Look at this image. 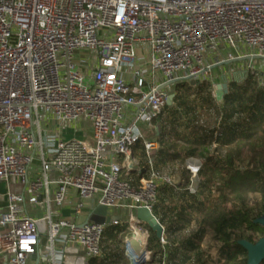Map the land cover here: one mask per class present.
Segmentation results:
<instances>
[{
	"label": "built area",
	"instance_id": "1",
	"mask_svg": "<svg viewBox=\"0 0 264 264\" xmlns=\"http://www.w3.org/2000/svg\"><path fill=\"white\" fill-rule=\"evenodd\" d=\"M247 55L256 58L242 61V71L264 68V0H0V226L11 225L0 231V256L10 255L2 264H42L47 253L48 264H89L102 255L106 228L120 224L130 264L152 260L137 209L155 214L160 186H176L155 168L160 142L149 133L171 94L172 85L159 86L211 81L214 65ZM79 121L91 134L67 138ZM203 163L183 164L191 193ZM98 205L109 223L89 220ZM134 227L146 231L144 242Z\"/></svg>",
	"mask_w": 264,
	"mask_h": 264
},
{
	"label": "trees",
	"instance_id": "2",
	"mask_svg": "<svg viewBox=\"0 0 264 264\" xmlns=\"http://www.w3.org/2000/svg\"><path fill=\"white\" fill-rule=\"evenodd\" d=\"M236 74L239 78L229 82L221 103L208 82L187 89L172 85V105L166 104L154 119L160 142L155 158L158 171L164 172L174 163L185 164L192 157L204 156V163L196 193L187 189L190 172L186 168L185 192L178 197L168 193L179 186H160L154 212L168 231L167 238L176 231L181 235L167 246L159 238L160 248H154V257L144 264H207L201 243L208 229L221 244L216 264H247L248 252L239 240L255 242V234L264 236V226L256 221L264 216V85L253 73ZM134 153L143 162L142 142L135 145ZM249 195H256L254 205H250ZM194 221L198 228L184 235ZM125 227L106 228L102 255L89 264H130L119 237Z\"/></svg>",
	"mask_w": 264,
	"mask_h": 264
},
{
	"label": "rangeland",
	"instance_id": "3",
	"mask_svg": "<svg viewBox=\"0 0 264 264\" xmlns=\"http://www.w3.org/2000/svg\"><path fill=\"white\" fill-rule=\"evenodd\" d=\"M245 64H248L249 60H245L243 61ZM242 61L240 62H234L228 65H221V66H216L213 67L211 69V73H212V80L211 81H207V80H202L201 78L195 79H189V80H182L179 81L175 84H178L180 87H182V89H187L188 87H192L195 86L199 83H202L203 81L208 82L210 84H212L213 87V91H215V87L213 82L215 83L216 81H220L223 76H227L228 78V84L229 82H231L233 79H235L236 77L239 78L238 74H236V72L240 73V71H242L243 68L241 66ZM247 72L249 73H253L258 77V80H260L261 85H264V68H261V64L258 62V64L256 65L255 69H249ZM130 74V73H129ZM130 76V75H129ZM153 77L149 76V80L152 81ZM164 78L161 74H159L158 80L162 81ZM213 81V82H212ZM217 84V83H216ZM87 121H79L77 122L74 126L72 127H67L66 131H67V138H71L74 136L83 138L85 136H88L92 130V125H89V123L86 124ZM78 127V128H77ZM82 128V129H80ZM139 152V151H138ZM140 154H142L141 152H139ZM210 155L213 154V151L209 152ZM138 154V153H136ZM156 154H154V162L156 161ZM199 158H202L204 161V156H200ZM41 164V160L36 158L34 160L33 166L38 167ZM166 169V170H165ZM164 172H166L168 175L173 176L174 180L176 181V187L179 186L178 188H175V190H171L168 193L169 197H178L179 193H183L185 192V188L184 186H186L187 182H186V176L184 175V169L185 166L181 163H174L172 165H168L165 168ZM37 176V173L32 175L31 178H35ZM172 177V178H173ZM132 178H135V180H137L138 177H136V175H129V174H125L124 172L122 173V179L124 180H131ZM16 182V180H15ZM188 187V186H187ZM14 191H18L19 190V186L17 184H14L12 186ZM53 188V186H52ZM198 188V187H197ZM188 189V188H187ZM216 191V188L213 187V192ZM178 193V194H177ZM249 203L250 205H254L255 201H256V195H249ZM4 212V209L2 207H0V219L2 217V214ZM88 212V208H85L84 213ZM156 212V211H155ZM31 215L35 216V212L31 211ZM119 218L120 220L122 219L121 215H113V218ZM85 218L81 217L79 218V221H83ZM146 228H148L149 234H150V238H149V248L151 247L152 250L155 248V250L160 248V244H159V237H157L156 233L148 226L147 223L143 224ZM198 222L194 221L192 222L191 226L188 227L187 231L184 232V235H188L189 233L193 232L195 229L198 228ZM11 229V225L10 224H6L4 226H0V231H9ZM167 230H166V235H167ZM181 234L176 231V232H172V235H169V238H167L165 236V240L166 242L168 241V243L171 241L173 242L174 238L179 237ZM260 238L259 234H255L254 235V241H257ZM170 242V243H171ZM162 243V242H161ZM163 244V243H162ZM220 243L214 238V233L211 229H208L205 236L203 237L202 243H201V250L204 253V260H207V264H216V261H218L220 259ZM165 246V245H163ZM167 246V245H166ZM49 249V243L47 241H45V238H43L41 240V252L42 253H47ZM154 250V251H155ZM49 254V253H47ZM47 254H43L44 257L43 258V262L42 264H48L45 260L47 257ZM10 258L9 254H4L2 256H0V259H4L6 262H8Z\"/></svg>",
	"mask_w": 264,
	"mask_h": 264
},
{
	"label": "water",
	"instance_id": "4",
	"mask_svg": "<svg viewBox=\"0 0 264 264\" xmlns=\"http://www.w3.org/2000/svg\"><path fill=\"white\" fill-rule=\"evenodd\" d=\"M256 57L254 56H243V57H236L231 60H226L223 61L222 63H219L217 65H214L213 67L216 66H221V65H228L234 62H240V61H245V60H251ZM193 77H186L184 80H189L192 79ZM179 79H173L170 81H167L159 86V88H164L169 85H173L176 82H179ZM228 79L226 76L222 77V81L217 84L216 87V97L217 99H223L224 95L228 92ZM175 94H170L169 97L167 98V104L172 105L173 99H174ZM107 207L103 205H98L91 215L89 216V220H95L98 221L100 219H105L107 223L110 222L111 217L107 215ZM137 216L141 220H143L145 223L148 224V226L156 233L157 237L161 238L163 233H164V227L161 224V222L157 219L155 214L150 212L146 208H138L137 209ZM258 223L262 224L264 226V216L259 217L256 220ZM239 243L247 250L248 252V259H247V264H260L264 260V236L259 238L257 241L252 242L247 239H241L239 240ZM132 244L137 248V243L135 240H132ZM33 259L39 260L37 256H32Z\"/></svg>",
	"mask_w": 264,
	"mask_h": 264
},
{
	"label": "crops",
	"instance_id": "5",
	"mask_svg": "<svg viewBox=\"0 0 264 264\" xmlns=\"http://www.w3.org/2000/svg\"><path fill=\"white\" fill-rule=\"evenodd\" d=\"M138 52H140V49H138ZM147 52V51H146ZM220 81H216L215 83H219ZM216 84V85H217ZM217 87V86H216ZM87 123H89V122H86V124ZM89 125H91L90 123H89ZM149 133H151L153 136L154 135H158V128H156L155 127V125H154V129H152L151 130V132H149ZM90 134H91V132H90ZM89 134V135H90ZM160 149V148H159ZM158 149V150H159ZM158 150L154 153V154H156L157 152H158ZM137 176V175H136ZM6 191V188H5V185L4 184H2L1 185V187H0V207H2L3 209H5V206H6V204H7V200H6V197L3 195V193ZM63 212H64V214H69V210H63ZM3 263V260L2 259H0V264H2Z\"/></svg>",
	"mask_w": 264,
	"mask_h": 264
},
{
	"label": "bare ground",
	"instance_id": "6",
	"mask_svg": "<svg viewBox=\"0 0 264 264\" xmlns=\"http://www.w3.org/2000/svg\"><path fill=\"white\" fill-rule=\"evenodd\" d=\"M133 231H134L136 237L139 240H142V242H144L147 239V233L144 229H142L140 227H134Z\"/></svg>",
	"mask_w": 264,
	"mask_h": 264
}]
</instances>
